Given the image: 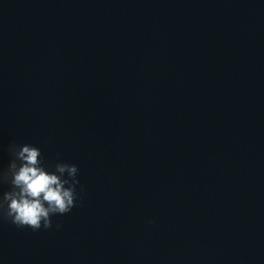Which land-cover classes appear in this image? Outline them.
Here are the masks:
<instances>
[{
  "label": "water",
  "instance_id": "water-1",
  "mask_svg": "<svg viewBox=\"0 0 264 264\" xmlns=\"http://www.w3.org/2000/svg\"><path fill=\"white\" fill-rule=\"evenodd\" d=\"M23 144L78 199L0 218V264H264V0H0V169Z\"/></svg>",
  "mask_w": 264,
  "mask_h": 264
},
{
  "label": "clouds",
  "instance_id": "clouds-1",
  "mask_svg": "<svg viewBox=\"0 0 264 264\" xmlns=\"http://www.w3.org/2000/svg\"><path fill=\"white\" fill-rule=\"evenodd\" d=\"M9 153L7 168L0 169V185L9 186L0 195V218L18 228L51 229L53 216L70 213L76 206L78 167L58 162L49 171L41 150L30 144L10 145Z\"/></svg>",
  "mask_w": 264,
  "mask_h": 264
}]
</instances>
